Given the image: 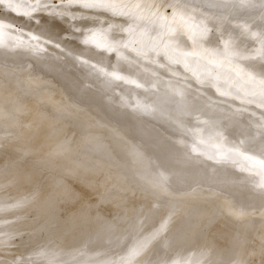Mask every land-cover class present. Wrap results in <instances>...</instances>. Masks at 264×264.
I'll list each match as a JSON object with an SVG mask.
<instances>
[{"label": "bare ground", "instance_id": "6f19581e", "mask_svg": "<svg viewBox=\"0 0 264 264\" xmlns=\"http://www.w3.org/2000/svg\"><path fill=\"white\" fill-rule=\"evenodd\" d=\"M56 1L0 0V106L11 109L0 108V255L22 241L27 263L204 264L218 250L220 264H264V239L243 238L264 218V197H254L264 196L256 191L264 186V5ZM184 17L195 21L189 31ZM44 55L51 61L34 68ZM62 73L79 88L61 86ZM83 82L95 83L104 105L84 96ZM27 98L31 124L29 112L26 121L13 115ZM113 107L117 114H106ZM223 117L230 121L215 128ZM180 141L198 149L210 141L201 150L215 156L207 162L232 163L227 177L221 172L229 184L178 155ZM213 147L235 152L224 157ZM213 176L227 196L217 199L213 181L200 190ZM253 181L261 183L255 192ZM240 212L237 225L238 216L230 219ZM151 232L152 248L130 258ZM110 248H122L120 262Z\"/></svg>", "mask_w": 264, "mask_h": 264}, {"label": "rangeland", "instance_id": "374dc122", "mask_svg": "<svg viewBox=\"0 0 264 264\" xmlns=\"http://www.w3.org/2000/svg\"><path fill=\"white\" fill-rule=\"evenodd\" d=\"M59 2H61V0H60V1H59V0L56 1L57 4H60ZM44 3H45V2H44ZM44 3H42V2H40V3H36V2H35V3H33L31 6H32V7H37V6H40V5H44ZM0 13H1V12H0ZM1 15H2V16H5V15H3L2 13L0 14V16H1ZM6 23L9 24L8 22H6ZM9 25H10V24H9ZM41 57H42V59H43L42 62L37 61V60H35V59H32V66H33L34 68H36V69H40V68H42V67L44 66V63L47 64V62L49 63V62L51 61V59H50L49 57L47 58V56H45V55H44V56H41ZM63 72H65V70H64ZM62 74H63V73H62ZM60 77H62V78H60V79H58V80H56V81H57L58 83H60L61 86H67V84L70 83L69 88H71V87L79 88L78 86L75 85V82H71V81H74V80H75V76L71 75L70 73H64V74H63L62 76H60ZM70 80H71V81H70ZM54 81H55V80H52V82L50 81L51 84H53ZM88 84H89V86L87 85V83H84V82H83V84H82V86H83V88H84V89L82 88V90H85V91H81V90H79V89H78V90L81 91V92H86V94H84V96H86V97L92 99L93 101L96 100V103H99V102L102 103V100L97 101V99H96L98 96H101V91H99L98 89L95 88V83H92V84L88 83ZM87 86H88V88H87ZM93 87H94L96 90H94ZM66 88L69 89L68 86H67ZM86 88H87V89H86ZM50 92H54V89H51V88H50V91H47V93L50 94ZM11 97L13 98V96H11ZM95 97H96V98H95ZM12 98H10V99H12ZM53 98H54V97H53ZM199 99L202 100V98H199ZM33 101H34L33 99L27 98V99L24 101V102H27V103H24V102H23V103L19 106L20 108L16 110V112H15L14 110H12V111H14V114H13V115H15L17 118H19V121H20V117L22 118V120H25V118L23 117V115L25 114V112H29V114H28V116H27V121H26V120H25V121H26L28 124H31L32 121H35V120L37 119V118L35 117L36 111L30 109L31 107H33V109L35 108V106H30L31 103H32ZM33 103H34V102H33ZM102 104L104 105V103H102ZM3 105H4V106H3V107L0 106V108H2L3 110H4V109L6 110V109L8 108V109H7L8 111L6 110L5 113L8 112V113L10 114L9 110L11 111V109L9 108V106H6L5 104H3ZM105 106H106V105H105ZM100 107H101V106H100ZM107 107H109V106H107ZM123 107H124V106H123ZM12 108H13V107H12ZM2 109H1V110H2ZM13 109H15V108H13ZM25 109H26V111H25ZM37 109H39V108L37 107ZM113 109H114V110H113ZM3 110H2V111H3ZM35 110H36V109H35ZM39 110H40V109H39ZM206 110H207V109H206ZM210 110H211V109H210ZM109 111H110V112H109ZM109 111H108L106 114H108V115H110V116H112V111H113V113H115V114H117V112H118V111H116V109H115L114 107L111 108ZM122 111H124V109H123ZM0 112H1V111H0ZM8 113H7V114H8ZM33 113H34V115H33ZM204 113H208V114H210L209 111L204 112ZM208 114H207V116H208ZM195 116H196V115H195ZM204 117H205V115H204ZM225 118H226V119H225ZM239 118H242V117H239ZM227 119H229V121H230V118H229V117H228V118H227V117H223V118H219V119H217V120L215 121V124H214L216 127H215V126H214V127H215V128H218V127H219L221 130H223V128H224L223 125H224L225 123H227ZM232 120H234V123H236V121L238 122L239 119H237V118H232ZM232 120H231V121H232ZM242 120H243V119H242ZM0 121L2 122V120H0ZM1 122H0V124H1L0 126H2V123H1ZM219 122H220V124H219ZM222 124H223V125H222ZM248 124H249V123H248ZM231 126H232V127H231ZM231 126L229 127V131H232L231 128H233V130L236 129V130L238 131V128H236V127H237V124H233V123H232ZM234 126H235V128H234ZM222 127H223V128H222ZM247 127H250V125H248ZM0 128H1V127H0ZM109 131H110L111 133L114 132L118 137H120V135L124 134V128H121V127H114L113 129H111V130H109ZM214 132H216V131L214 130ZM0 134H1V133H0ZM105 134H106V133H105ZM257 134H258V131H257ZM106 135H108V134H106ZM1 136H2V135H0V137H1ZM195 136H197V135L195 134ZM8 138H9V137H8ZM4 139H5V137H4ZM6 139H7V138H6ZM183 142H184V141H180V143H181L182 146H181V145H177V148H178V152H177V153H178V155L180 154L181 157L184 158V159H186L189 163H190L189 159L192 160V161H193V162L191 161V162H192V166L195 165V168H196V169H200L202 172L205 171V169H206L207 171H209V169H210L211 172H212V171H216V173H217V172H220V173L215 174V175H220V174H222L221 172L225 173L224 171H225V169H227V166H228V165H232V163H229V162L231 161V159H230V161L225 162L226 164L229 163L227 166H226V165L222 166V164H223L224 162H221L222 164L220 163V165H221L222 167H219L218 165H216V164L219 163V161H221L218 157H217V158H213V159H214V162H213V160H212V161H210V162H211V164H210V162H209V161L207 162V161H206L207 159H205V158L207 157L208 160H210V159H209V156H210V157H213L214 155L212 156V154H209L206 150H201V149H203V148H205V147H199V149H200V150H199L198 147H196L194 143L186 142V141H185L184 143H183ZM183 145H185V147H184ZM190 145H191V146H190ZM196 145H197V144H196ZM188 146H189V148H188ZM182 147H183L185 150H187V148H188V150L185 152L184 149H183ZM194 147H195V149H194ZM191 148H192L193 151L190 150ZM223 148H224V147H223ZM180 149H181V150H180ZM197 149H198V151H197ZM179 150H180V151H179ZM189 150H190V151H189ZM181 151H182V153H181ZM205 151H206V152H205ZM183 152H184L185 154H183ZM195 152H196L197 154H196ZM201 152H202V154H203V152H204V155H205V156L203 155L204 157L202 156V154H200ZM188 153H189V154H188ZM190 153H191V156H193V155L195 154L196 157L193 156V158H195V159H193L192 157L190 158ZM198 153L200 154V156H199ZM210 153H211V152H210ZM206 154L209 155V156H207ZM197 155H198V157H197ZM201 156H202V158H201ZM199 157H200V158H199ZM214 157H215V156H214ZM219 157H220V156H219ZM224 157H225V156H224ZM198 159H199V160H198ZM201 159H202V160H201ZM204 159H205V161H204ZM217 159H219V161H218ZM221 159H223V158H221ZM200 160H201V161H200ZM216 160H217L218 162H217ZM226 160H229V159H226ZM196 161H198L197 163L201 162V163H199L200 166H199V164L196 163ZM203 161H204V162H203ZM222 161H224V160H222ZM216 162H217V163H216ZM232 162H233V160H232ZM234 162H235V161H234ZM234 162H233V163H234ZM195 163H196V164H195ZM203 163H204V164L207 163V164H206V165H203ZM208 163H209L210 165H212V163H214L216 166H218V167L220 168V170H219L218 167H216V166H215V168H217L219 171H217V169L214 170L215 168L213 167V165L210 167V166L208 165ZM225 163H224V164H225ZM190 164H191V163H190ZM234 164H235V163H234ZM234 164H233V165H234ZM201 165H202V166H201ZM198 166H199L200 168H199ZM205 166H209V167L206 168ZM225 166H226V168L223 169V167H225ZM236 166H238V165H236ZM197 167H198V168H197ZM201 167H202V168H201ZM228 167H229V166H228ZM230 167H231V166H230ZM8 168H9V167H8ZM204 168H205V169H204ZM212 168H213V170H211ZM236 168H238V167H236ZM32 169H33V168H32ZM222 169H223V170H222ZM230 169H231V168H230ZM234 169H235V168H234ZM234 169H232V170H234ZM50 170H51V169H50ZM221 170H222V171H221ZM235 170H236V169H235ZM29 171H30L31 174H32V173H33V175L35 174V175H34L35 178L38 177L39 174H37L36 171H35L34 169H33L32 171H31V170H29ZM33 171H35V173H34ZM51 171H52V170H51ZM226 171H227V170H226ZM236 171H237V170H236ZM53 172H54V171H53ZM227 172H228V171H227ZM227 172L225 173V174H226V177H227V174H228ZM237 172H238V171H237ZM38 173H41V172H38ZM49 173H50V172H49ZM239 173H240V172H239ZM8 174H9V173H8ZM50 174H52V173H50ZM43 175H44V174H41V177H43ZM34 177H33V178H34ZM222 177H223V178H222ZM226 177L224 176V174H222L221 179H222L223 181L227 182L228 180H227ZM39 178H40V176H39ZM39 178H37V180H38ZM214 178H215V176L211 177V182H212V181L215 182V181H214ZM217 178H218V177H217ZM217 178H216L215 180H218ZM224 178H225L226 180H224ZM134 179H136V178L133 177V180H134ZM212 179H213V180H212ZM240 180H241V179H240ZM219 181H220V180H219ZM219 181H218V182H219ZM41 182H42V181H41ZM209 182H210V181H208V183H209ZM213 182L210 183V184H208L207 181H205V183H204L203 185L199 186V188H200V187L205 188V186H206V187H209L208 189H210V190L213 188V193H215V196H216L217 199H218V198H220L221 195H222L221 192H223V191L221 190L220 187H222V186L224 185V183H223L222 181H220L219 183H218V182H215L214 185H215V184H216V185L214 186V185H213ZM228 182H229V181H228ZM228 182L225 183V184H229ZM234 182H235V183H234ZM234 182H233V183L236 184V185H238V184L240 183L239 179H238V181H234ZM237 182H238V184H237ZM241 182H243V181H241ZM217 183H218L219 185H218ZM220 183H223V184L220 185ZM254 183H255V184H254ZM206 184H207L208 186H207ZM234 184H232V185H234ZM240 184H241V183H240ZM240 184H239V185H240ZM256 184H257V183L253 181V183H252L253 188L256 186ZM258 184H259V185H258ZM258 184H257V185L260 186L261 183H258ZM209 185H210V186L213 185L216 189H214L213 186H212V188H211ZM217 185L219 186L220 189L217 188V187H218ZM252 185H251V186L249 185V187L247 186L248 188H250V191L248 190L249 192L247 191L248 188L245 189V191L247 192V195H248V196H253L254 194H256V193H254L256 187H255L254 190H253L254 192H252V190H251ZM254 185H255V186H254ZM261 185H264V184H261ZM216 186H217V187H216ZM258 186H257V187H258ZM223 188H224V190H225V188H226L225 185H224ZM223 188H222V189H223ZM234 188H236V187H234ZM217 189H218V191L221 190V192H220V191L218 192ZM261 189L263 190V189H264V186H263V187H259V189H256V191L258 190V192H259V191L261 192ZM197 190H198V189H197ZM200 190H201V188H200ZM243 190H244V189H243ZM216 191H217V194H218V193H221V195L218 194L219 197L217 196ZM225 191H226V190H225ZM236 191H237V190H236ZM1 192H2V191H1ZM251 192H252V194L249 195V193H251ZM258 192H257V193H258ZM260 192H259V193H260ZM228 193H230V191L228 192V190H227V192L224 193L225 195L223 194L222 196L225 197V196L228 195ZM253 193H254V194H253ZM245 194H246V193H245ZM262 194H264V193L262 192ZM247 195H245L246 198H245L244 195H243V197L245 198V200L247 201L248 198H249V200L251 201V199H252V200H254V201H253L254 204L257 203V202H258V204H259V200H261V199L264 197L263 195H261V193H260V195H259V194L257 195L258 197L260 196V198H257V196L254 195V197H256L255 199H257V202H255L256 200L254 199V197H253V198H252V197H251V198H250V197L247 198ZM261 197H262V198H261ZM222 198H223V197H222ZM242 199H243V198H242ZM242 199H241V200H242ZM262 200H264V198H263ZM243 202H245L244 200H243L241 203H242V204H246V202H245V203H243ZM253 202L251 201V203H252L251 207L254 206ZM247 203H249V205L251 204L249 201H248ZM255 205H257V204H255ZM242 206L245 207L246 205H242ZM246 208H250V206L247 205V207H245V209H246ZM245 209H243V210H244L243 213H246V212H245ZM246 210H247V209H246ZM243 213L240 212V215L237 214V215H235V216H231V219H230V220H233V221L237 220L236 223H237V225H238L239 222H242V219H243V217H244ZM241 215H242L243 217H239V216H241ZM229 216H230V214H229ZM237 216H238V217H237ZM227 217H228V215L225 217V221L229 219V217H228V218H227ZM234 217H237V219H235ZM232 218H233V219H232ZM239 218H240L241 221H239ZM241 218H242V219H241ZM234 219H235V220H234ZM230 220H229V221H226V222H227V223H226L227 225H230V224L233 222V221L230 222ZM229 222H230V223H229ZM228 223H229V224H228ZM236 223H234L235 226H236ZM239 224H240V223H239ZM221 225L223 226V224H221ZM232 225H233V224H232ZM232 225H230V226H232ZM256 225H257V226H256ZM161 226H163V224L159 225V226L157 227V230H159V229L161 228ZM262 226H263V227H262ZM232 227H234V226H232ZM253 227H256V228L253 229ZM253 227H252V229H251V228H250V229L252 230V231H251L252 234H253L254 231H256V233H257V234L255 233V235H257L256 237H254V235H252L251 233H250L251 236L248 235V232H250V230L247 231V232H244V234H243V236H244L245 233H246V236H244L243 238H244L245 240L248 239V242L251 243L252 245H254V244L256 243L255 240H256L257 242L260 240V242H261L262 239H264V238H263V237H264V235H263V234H264V218H262L261 221L259 222V226H258V223H257V224H255ZM258 227H259V229H258ZM261 227H262L261 230H263V232L260 231V228H261ZM158 228H159V229H158ZM234 228H236V227H234ZM257 231H258L259 233L262 232L263 234H262V233L259 234ZM153 234H154V232L149 233V235H147V236L143 239L144 241L141 240L140 243H137V244H140V245H138V247H136V249L134 250L135 252H133V250H132V252H131V250H130V252H129L130 254H128V256H129V255L131 256L132 253H133V256H131V257L129 256L130 258H132V257H134V258H139L140 256H142V254H145L147 251H149L148 248L150 249V248H152V247H149V246H148V245H149L148 242H150V240H152V238L155 239L154 236L156 237V235H153ZM247 235H248L250 238H249V237L247 238ZM151 236H152V238H151ZM149 237H150V238H149ZM245 237H246V238H245ZM251 237H253V239H252ZM258 237H259V238H258ZM251 239H252V240H251ZM145 242H146V243H145ZM144 243H145V244H144ZM135 244H136V243H135ZM137 244H136V246H137ZM141 247L144 248V249H143L144 251H141V250H142ZM134 248H135V247H134ZM134 248H133V249H134ZM145 248H146V249H145ZM121 249H122V248H116V250H115L114 248H110L108 251H109V254H112L111 256H115V258H116L117 256H118V257H119V256L121 257V255H120V253H121ZM112 250H113L114 252H113ZM136 250H137V251H136ZM27 251H28L27 243H24V242H22V241H19V242H17V243H14L13 246H12V248H11V251H7V250H5V252L2 253V254L0 255V264H42V263H39V262H38V263H36V262H33V263H27V261H26V259H25V258H26V255H27ZM139 252L141 253L140 256H139ZM142 252H143V253H142ZM214 252H215V253H214ZM214 252H213V251L210 252L209 255H212V256L207 255V256H209L210 258L206 256V257L203 259L204 264H213V263L216 262V261H219V264L222 263L221 260L219 259V256L216 257V255H218V254H217V253H218V250H215ZM216 252H217V253H216ZM103 253H104V255H105V254H106V255L108 254L106 250H105V252H103ZM103 253L100 252L98 255L95 256V260H96L97 263H100V262H101L100 260H102L101 257L103 256ZM115 253H116V254H115ZM215 254H216V255H215ZM134 255H136V257H135ZM137 255H138L139 257H138ZM213 255H214V257H213ZM118 257H117L115 260H118V262H120V259H119L120 257H119V258H118ZM215 257H216V258H215ZM107 258H108V257H107ZM107 258H106V259H107ZM126 258H127V257H126ZM134 258H133V259H134ZM213 258H214V259H213ZM122 259H123V257H122ZM205 259H206V260H209V259H210V260L206 262ZM211 259H212V261H211ZM107 260H109V259H107ZM214 260H215V261H214ZM210 261H211V262H210ZM208 262H209V263H208ZM242 264H243V263H242Z\"/></svg>", "mask_w": 264, "mask_h": 264}, {"label": "snow or ice", "instance_id": "6c2138e0", "mask_svg": "<svg viewBox=\"0 0 264 264\" xmlns=\"http://www.w3.org/2000/svg\"><path fill=\"white\" fill-rule=\"evenodd\" d=\"M101 2H108L111 3L112 0H101ZM154 2V0H153ZM256 2V0H208V3L210 6H220V5H235L238 6L239 8H245L248 6H251L252 4H254ZM260 3L262 5H264V0H260ZM177 11L174 8L173 9V15H176ZM184 28L186 31H189L190 29L188 28V25L194 23L195 21H193L190 17H184ZM242 28H244L246 30L247 26L246 25H241Z\"/></svg>", "mask_w": 264, "mask_h": 264}, {"label": "water", "instance_id": "95a60500", "mask_svg": "<svg viewBox=\"0 0 264 264\" xmlns=\"http://www.w3.org/2000/svg\"><path fill=\"white\" fill-rule=\"evenodd\" d=\"M195 140H198L199 142H200V140L198 139V138H195L194 139V141ZM202 142V141H201ZM210 141H205V142H203V144L205 145V147L207 146V145H211V143H209ZM213 146V145H212ZM215 150H217V151H220L224 156H227V155H229V154H231V153H234L235 151H233V150H231V149H225L224 151H223V149H221L220 147L219 148H217V147H213ZM220 156V155H219Z\"/></svg>", "mask_w": 264, "mask_h": 264}]
</instances>
